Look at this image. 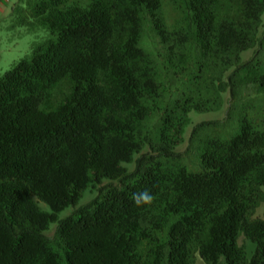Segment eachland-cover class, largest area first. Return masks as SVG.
<instances>
[{
    "label": "trees",
    "instance_id": "1",
    "mask_svg": "<svg viewBox=\"0 0 264 264\" xmlns=\"http://www.w3.org/2000/svg\"><path fill=\"white\" fill-rule=\"evenodd\" d=\"M27 2L48 37L0 73V264H264V0Z\"/></svg>",
    "mask_w": 264,
    "mask_h": 264
},
{
    "label": "rangeland",
    "instance_id": "2",
    "mask_svg": "<svg viewBox=\"0 0 264 264\" xmlns=\"http://www.w3.org/2000/svg\"><path fill=\"white\" fill-rule=\"evenodd\" d=\"M16 2V4L20 7L15 13L5 14L2 18H0V73L10 69L19 59L30 54L32 46L34 44L39 43L40 41L46 39L48 37V33L40 28L36 22L34 21V17H32L30 12V5L27 4V0H11ZM25 19L27 21H31V25L23 24L22 20ZM252 54L251 51H248L243 54V58L247 59ZM198 78H193V76L189 77V81L178 82L168 93V104L172 105L177 99L182 98L186 93H188L189 89H192L196 84ZM165 106L159 105V112L164 111ZM191 123L208 121V120H220L224 117V111L220 113L213 112H204V113H196L191 112ZM237 121V114H234L228 121L227 126H232ZM189 125V126H190ZM191 126L188 128L185 135V142L179 146L176 150L179 152H184L187 147V139L191 130ZM210 130L207 129L205 131H200L197 136V140L193 143V146L189 150V154L184 156L182 159L183 165L188 170L194 171L198 169V160L197 153L199 150V139L203 137L204 133H210ZM91 198V195L86 192L83 198L80 200L79 205L88 201ZM42 209H46L47 207L44 204H40ZM72 207L67 208L63 212L60 213L59 217L63 218L66 215L70 214ZM262 212V207L258 210L260 214ZM55 225H51L54 227ZM53 228L50 229L46 234L51 236L53 233ZM240 244H245L247 248L250 250L251 246L246 244L242 238L239 239ZM195 264H204L200 258H197Z\"/></svg>",
    "mask_w": 264,
    "mask_h": 264
},
{
    "label": "crops",
    "instance_id": "3",
    "mask_svg": "<svg viewBox=\"0 0 264 264\" xmlns=\"http://www.w3.org/2000/svg\"><path fill=\"white\" fill-rule=\"evenodd\" d=\"M20 8L16 2L11 0H0V18L5 16L8 13H15L17 9Z\"/></svg>",
    "mask_w": 264,
    "mask_h": 264
},
{
    "label": "clouds",
    "instance_id": "4",
    "mask_svg": "<svg viewBox=\"0 0 264 264\" xmlns=\"http://www.w3.org/2000/svg\"><path fill=\"white\" fill-rule=\"evenodd\" d=\"M152 199L153 197L148 191H144L134 196V200L137 204L150 203Z\"/></svg>",
    "mask_w": 264,
    "mask_h": 264
}]
</instances>
